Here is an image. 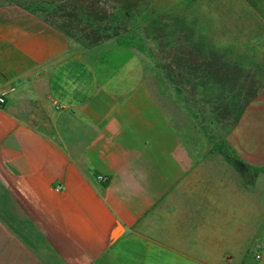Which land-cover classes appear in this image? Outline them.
I'll list each match as a JSON object with an SVG mask.
<instances>
[{"label":"crops","instance_id":"1","mask_svg":"<svg viewBox=\"0 0 264 264\" xmlns=\"http://www.w3.org/2000/svg\"><path fill=\"white\" fill-rule=\"evenodd\" d=\"M147 81L133 48L0 0V264H264V91L226 138L245 182Z\"/></svg>","mask_w":264,"mask_h":264},{"label":"rangeland","instance_id":"2","mask_svg":"<svg viewBox=\"0 0 264 264\" xmlns=\"http://www.w3.org/2000/svg\"><path fill=\"white\" fill-rule=\"evenodd\" d=\"M5 1L55 23L46 22L77 47L110 38L139 52L189 154L219 153L250 182L257 170L235 158L226 138L249 97L264 91V0H103L97 22L71 20L66 0Z\"/></svg>","mask_w":264,"mask_h":264},{"label":"trees","instance_id":"3","mask_svg":"<svg viewBox=\"0 0 264 264\" xmlns=\"http://www.w3.org/2000/svg\"><path fill=\"white\" fill-rule=\"evenodd\" d=\"M102 1L103 0H81V2L79 1L77 3V0H66V1H64V3L67 6V7L66 6L65 7L70 10V12L68 13L69 18L71 20H73L74 22H75L77 16L87 18L88 20H90L92 22H97L99 20L92 17L93 15H96L93 10L99 11L98 6L100 4H102ZM45 22L51 24L54 27L56 26V25H54L55 23H50L49 21H45ZM56 28H59V27L56 26ZM104 39L105 38L98 40V41H95L94 43L100 42ZM208 67H211V65H208ZM249 98L251 100L253 98V96H250Z\"/></svg>","mask_w":264,"mask_h":264},{"label":"built area","instance_id":"4","mask_svg":"<svg viewBox=\"0 0 264 264\" xmlns=\"http://www.w3.org/2000/svg\"><path fill=\"white\" fill-rule=\"evenodd\" d=\"M13 90H14L13 87H6L0 89V107L4 105L7 95L13 92ZM95 179L97 182H101L103 180V178L100 176H96Z\"/></svg>","mask_w":264,"mask_h":264}]
</instances>
